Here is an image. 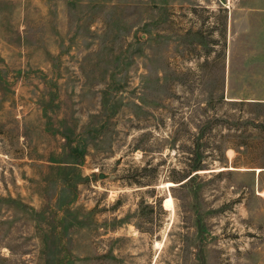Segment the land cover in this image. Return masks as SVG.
Instances as JSON below:
<instances>
[{"label":"rangeland","instance_id":"obj_1","mask_svg":"<svg viewBox=\"0 0 264 264\" xmlns=\"http://www.w3.org/2000/svg\"><path fill=\"white\" fill-rule=\"evenodd\" d=\"M0 264H264V0H0Z\"/></svg>","mask_w":264,"mask_h":264},{"label":"trees","instance_id":"obj_2","mask_svg":"<svg viewBox=\"0 0 264 264\" xmlns=\"http://www.w3.org/2000/svg\"><path fill=\"white\" fill-rule=\"evenodd\" d=\"M199 147L197 146V148L195 149V154L196 155H198V153H199ZM196 161H195V163L192 165V169L193 170H199V169H202V167H201V160L200 159H195ZM194 176L195 175H192V176H190L188 179H187V181H189V180H192L193 178H194ZM187 181H185V182H187Z\"/></svg>","mask_w":264,"mask_h":264},{"label":"water","instance_id":"obj_3","mask_svg":"<svg viewBox=\"0 0 264 264\" xmlns=\"http://www.w3.org/2000/svg\"><path fill=\"white\" fill-rule=\"evenodd\" d=\"M99 177L104 178L105 177V174L104 173H100L99 174Z\"/></svg>","mask_w":264,"mask_h":264}]
</instances>
